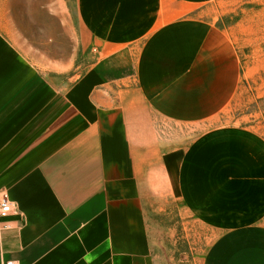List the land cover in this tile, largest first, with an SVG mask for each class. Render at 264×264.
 I'll return each instance as SVG.
<instances>
[{
    "label": "crops",
    "instance_id": "1",
    "mask_svg": "<svg viewBox=\"0 0 264 264\" xmlns=\"http://www.w3.org/2000/svg\"><path fill=\"white\" fill-rule=\"evenodd\" d=\"M218 1L75 0V56L47 72L0 28V264H264V138L218 123L241 78L200 13Z\"/></svg>",
    "mask_w": 264,
    "mask_h": 264
},
{
    "label": "rangeland",
    "instance_id": "2",
    "mask_svg": "<svg viewBox=\"0 0 264 264\" xmlns=\"http://www.w3.org/2000/svg\"><path fill=\"white\" fill-rule=\"evenodd\" d=\"M74 1L0 0V28L14 49L32 61L39 71L59 70V64L66 62L59 58L75 56ZM202 12L227 31L241 67L239 87L231 108L218 123L250 127L264 138V0H221L203 7ZM76 62L83 65L79 58ZM87 66L77 73H82ZM164 203L170 206L171 215L155 217L156 222L173 228L171 233L165 232L164 237L175 241L186 238L187 231L182 224L186 219L183 214L179 215L180 203L173 198ZM188 234L193 237L195 231ZM203 234L212 236L206 231ZM204 247H208V241ZM173 248L179 253L183 243L176 242Z\"/></svg>",
    "mask_w": 264,
    "mask_h": 264
},
{
    "label": "built area",
    "instance_id": "3",
    "mask_svg": "<svg viewBox=\"0 0 264 264\" xmlns=\"http://www.w3.org/2000/svg\"><path fill=\"white\" fill-rule=\"evenodd\" d=\"M16 209L15 204L11 202L7 197H0V220H5L10 214H12ZM10 224L5 222H0V230L5 231L10 229ZM8 264H15V262H9Z\"/></svg>",
    "mask_w": 264,
    "mask_h": 264
}]
</instances>
